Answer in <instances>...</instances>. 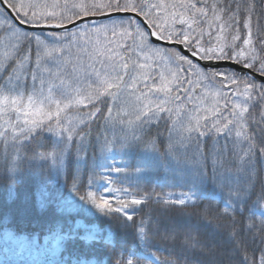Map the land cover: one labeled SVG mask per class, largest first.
<instances>
[{"label":"snow or ice","instance_id":"obj_1","mask_svg":"<svg viewBox=\"0 0 264 264\" xmlns=\"http://www.w3.org/2000/svg\"><path fill=\"white\" fill-rule=\"evenodd\" d=\"M29 174L48 234L0 264H264V0H0L10 198Z\"/></svg>","mask_w":264,"mask_h":264},{"label":"trees","instance_id":"obj_2","mask_svg":"<svg viewBox=\"0 0 264 264\" xmlns=\"http://www.w3.org/2000/svg\"><path fill=\"white\" fill-rule=\"evenodd\" d=\"M38 180L37 176L31 174L22 177L16 185L12 186L14 195L11 198L8 182L0 180V244L3 246L6 245L2 238L5 227L13 229L23 240L30 239L35 234L41 243H43L44 236L48 234L50 227V217L48 215H40L37 212H33L27 222H21L20 217L15 212L25 195H31L35 191ZM78 219H82L86 224L99 223L95 217L86 213L74 214V219L67 218L62 222L73 227ZM180 222L183 223L182 220ZM124 239L130 242L128 237H124Z\"/></svg>","mask_w":264,"mask_h":264},{"label":"rangeland","instance_id":"obj_3","mask_svg":"<svg viewBox=\"0 0 264 264\" xmlns=\"http://www.w3.org/2000/svg\"><path fill=\"white\" fill-rule=\"evenodd\" d=\"M77 222L80 224H85L82 220H77L73 228L76 227ZM5 248L0 250V260L5 258ZM11 259L14 261V264H33L34 260L39 261L40 264H42L44 257L43 255L38 254L36 250H33V255L31 256L25 251L22 255L12 256Z\"/></svg>","mask_w":264,"mask_h":264}]
</instances>
